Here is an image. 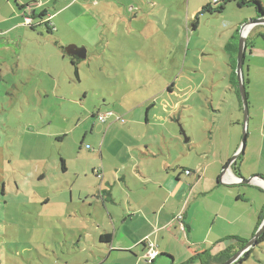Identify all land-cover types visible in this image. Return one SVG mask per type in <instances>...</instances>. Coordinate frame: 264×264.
Returning a JSON list of instances; mask_svg holds the SVG:
<instances>
[{"label": "rangeland", "instance_id": "374dc122", "mask_svg": "<svg viewBox=\"0 0 264 264\" xmlns=\"http://www.w3.org/2000/svg\"><path fill=\"white\" fill-rule=\"evenodd\" d=\"M37 1L51 14L59 6L66 7L63 15H56L52 21L55 30L60 28V37L55 30L51 35L59 41L68 37L80 41L77 47L86 50L87 59L79 63V81L69 67L60 98L45 97L43 104L27 107L17 104L10 109L11 99L0 86V264H92L88 258L90 251L98 250L99 245L98 241L96 246L93 244L97 239L98 223L94 220L97 214L95 208L88 214L89 204L85 212L80 208L101 182L94 170L103 167V163L111 166L115 154H125L126 148L136 146L138 141L150 140L159 153L160 145H156L154 136L146 134L148 128L157 133L164 127L175 126L178 136L173 138L168 133L164 144L166 159L172 167L203 169V174H208L204 178L222 175L241 150L243 102L239 78L235 80L231 66L237 68L240 50L238 56L233 53L231 57L230 49L226 48L230 44L240 47L243 34L248 35L246 29L252 28L247 30L252 35L246 37L248 48L243 53V84L247 94L251 92L252 98L262 100L264 64L258 53L264 50V23H252L259 19L255 7H239L237 2L226 4L223 13L204 12L197 23L196 15L208 5L215 8L214 0ZM259 1L264 8V0ZM39 31L48 34L46 27ZM165 42L169 43L167 49L163 48ZM60 43L67 45L65 41ZM28 46L32 52L31 43ZM42 47L55 48L50 39ZM153 56L164 64L161 74L154 72ZM251 63L255 67L248 73ZM176 78L180 89L176 87L173 100L166 99L164 107L158 104L151 108L148 117L151 123L145 124L144 102L154 89L170 85L169 79ZM249 79L252 83L248 92ZM251 107L245 151L233 167L239 183L252 179L246 186L264 179V158L263 165L258 161V151L264 144V102ZM3 109H10L8 115ZM130 110H134L133 115ZM109 111L120 122L113 125L111 118L106 123L99 120L101 114ZM155 115L164 118L161 127L152 122ZM133 118L134 125L123 126ZM28 123H34L30 128L32 134L24 132ZM7 141H11V146ZM239 142V148L233 152ZM219 156L229 157L223 168L214 161ZM63 161L66 171L62 168ZM208 165L212 166L205 172ZM216 186L217 179L212 183L206 181L198 189L203 191L201 194L193 191L187 194L182 209H187L185 205L190 199V220H195L199 241L207 236L214 240L219 235L236 240L238 230L232 225L215 226L208 234L215 213L223 206L224 210L239 212L245 218L250 212L256 214L260 207L245 202V198L240 200L238 194L242 190L250 199L251 191L260 195V190L238 186L215 189ZM91 203L97 201L93 199ZM180 216L177 215L175 224L179 229L181 226L182 236L186 225ZM104 221L107 223L109 216ZM243 239L252 240L246 234ZM188 243L184 241L173 248L175 257L165 254L166 249L160 252L156 245L159 257L153 264H181L194 257L192 252L201 255L187 264H199L208 247L197 241ZM253 248L254 253L245 264H264V244ZM115 262L120 264L112 259L108 264Z\"/></svg>", "mask_w": 264, "mask_h": 264}, {"label": "crops", "instance_id": "0c3cea01", "mask_svg": "<svg viewBox=\"0 0 264 264\" xmlns=\"http://www.w3.org/2000/svg\"><path fill=\"white\" fill-rule=\"evenodd\" d=\"M16 2L17 3H15L14 0H0V86L4 88L5 95L11 99L10 109L17 104L23 105L24 107L43 104V99L45 97L56 96L60 98L64 76L68 75L69 67H72V70L75 71V65H73L72 62L73 59H80L70 54V52L75 50L74 48H78L77 46H79L80 41H73L69 39V37L63 40L60 39L59 41L55 35L49 33L45 34L43 31L37 32V30L44 29V25L37 26L35 29L30 28L28 24L25 25L23 23L24 18L20 13L21 9L19 6L22 7L27 4H32L33 11H35L36 15L46 11V20L51 22V27H53L52 21L54 17L56 15L59 17L63 15L66 7L59 6L56 13L51 14L48 9L41 6L42 3H39L37 0H17ZM39 7H42V10L38 11ZM38 21H36L34 25H36ZM245 27H247V25ZM245 27H243V32L245 31ZM251 29L252 28H249V30ZM53 30H55L54 27ZM247 30L248 29L245 31V34H248L246 37L249 35L251 36L252 34H249V30ZM55 31H57V36H59L60 28L58 27ZM50 36L53 37L54 40ZM48 39L54 42L55 50H46L42 47V44L47 42ZM248 40L249 39H247V42ZM64 41L65 44H67L66 47L64 43H60ZM29 43H31L33 47L32 52L28 51ZM38 45H41L42 48H38ZM168 45L169 43L165 42L163 48L167 49ZM35 46L36 48L34 49ZM247 48L246 43L245 51ZM234 49V46L230 47V55L234 52ZM258 58L262 59L264 64V50L258 53ZM67 59L71 61V66L67 64ZM82 60L85 59H80V62H82ZM151 61L155 69L154 72L156 74H161L162 70H164V64L155 56L152 57ZM79 63L77 64L78 69L80 66ZM254 67L255 65L251 63L248 73H251ZM146 70L151 72L149 69ZM169 81L172 82V84H167L165 79L167 85L157 90L154 89L149 95V98L144 102L147 107L145 124L150 125L151 123L150 118L148 120L150 109H155L158 104L164 107L166 99L173 100L177 92L176 87L180 89V86H178L180 82L179 78L169 79ZM248 82L247 90L249 92L252 82L250 79ZM32 88L33 90L29 92ZM166 95L169 96L166 98ZM247 96L250 109L252 108L251 106L256 107L258 102H264V98L260 101L252 98L251 92L248 93ZM176 107L177 104H175L174 108ZM243 108V104L241 103V110L244 113ZM10 109H3V111L8 115ZM19 110L23 111L21 109ZM129 113L133 115L134 110H130ZM17 118H20L19 115ZM251 118L250 113V119ZM111 119L110 121L114 123L113 125L120 122L116 118ZM163 120L164 118L155 115L152 122L158 123V126L161 127V122ZM135 123L136 120L133 118L128 122H124L123 126L129 128V125H134ZM32 127H34V123L26 124V126H24V132L32 134L30 131ZM174 127L175 126L168 129L164 127V129L157 133L151 130V128H148L146 134H152L154 136L156 145H160L159 153L152 148L153 144L150 143V140L143 143L138 141L136 146L129 145V147L126 148L125 154H115V158L113 159L114 162L111 166H107L106 163H103V167L94 170V175L96 173V178L100 179L101 182L100 184H96L98 185L96 191L94 188V192L87 195L86 201L82 203L80 208L81 212H85L86 204H89V210L87 209L88 214L92 213L90 210L91 208H95L94 213L97 214L94 219L96 223H98V228L95 230V232H97V239L93 244L96 246V242L98 241L99 245L98 250H96L92 244L94 251H90L88 257L92 264H108L111 259L120 264H153L146 258L150 244H154L155 246L158 245L160 252L161 249H166L165 254H170L175 257L173 248L184 241L186 244H189L188 242L191 240L192 242L197 241V244L201 242L208 247L204 250L199 264H222L225 257L231 259L248 244L247 243L244 247L241 246V242L247 241L243 239L245 238V234L253 238L262 226L264 222V182L259 180L257 183L253 184V188H250L253 185L246 186L241 182L239 183V178L233 170V165L225 172L223 171L222 175H217L219 177L216 178H204V176H208V174L205 173L204 175L203 169L196 170L192 167H180V165L172 167L170 162L166 159V145L164 144L165 141H167L168 133L173 134V138L178 136L176 135ZM6 143L11 146V141H7ZM132 144H134V141ZM240 144L241 142L237 144L233 152L237 151ZM143 146L144 149L142 148ZM91 150L94 151V149ZM258 153L260 157L258 161L260 165H263L264 144L259 149ZM228 158L229 157H227V159ZM227 159L225 156H219L214 161L217 164L219 163L220 167L223 168L225 167L224 162ZM211 166L212 165H208L205 172H207ZM187 171H190L189 175H187ZM239 172L241 171L239 170ZM191 176L194 178H190ZM215 179H217L218 185L215 189H219L221 186L227 188H229L228 186H238L240 187L239 189L243 188L244 190L256 188L260 190L261 196L251 191L249 193L250 199H247L246 192H242V190H239L240 192L238 194L240 200L245 198V202H253L255 206H259V213L257 212L252 215L253 213L250 212L248 213V218H245V216L239 212L224 210L222 208L223 206H221L218 213H215L214 223L209 228L208 234L215 229V226L226 227L227 225H232L238 230L236 232L238 235H236V240H231L228 237H223L224 235H219V237L214 240H210L209 236H207L205 239L199 241L196 236L195 220L194 218L190 220V216H192L188 210L191 206L190 199L187 205H185L187 209H182V203L185 198H187V194L192 191L198 193L203 192L198 191V189L203 186L206 181L209 180V182L212 183ZM190 181L192 183H190ZM254 182H256V180ZM199 196V194L195 195L193 201L198 199ZM93 199L97 201L96 204L91 203ZM182 211L184 213L185 228L186 231L188 230V233L182 231L183 235L181 236V226L179 225V229L175 223L177 215ZM224 211L226 215H222ZM107 216H109V221L106 223L104 220ZM120 222H123V224ZM125 225H127L126 228H124ZM104 235L110 236V242H101V237ZM144 242H146V247ZM192 253L194 257H190L181 264H187V261L195 260L197 256L201 255V253ZM243 255L240 258H242ZM251 257L249 259H251ZM240 258L235 264L239 262ZM157 259H155L154 262H156ZM246 262H244V264ZM191 264L195 263L192 262Z\"/></svg>", "mask_w": 264, "mask_h": 264}, {"label": "trees", "instance_id": "16d2710c", "mask_svg": "<svg viewBox=\"0 0 264 264\" xmlns=\"http://www.w3.org/2000/svg\"><path fill=\"white\" fill-rule=\"evenodd\" d=\"M231 2H237V5L239 7H248V6L250 7L252 5V7H255L256 11L259 13V18H262V16H264V8L262 6V2L259 1V0H256V1H251V0H221V1H218L216 3L214 2L215 3V8H213L212 5H208L205 8H203L196 15L195 20L198 23L199 15L203 14L204 12H207V13H210V14H212L214 12L215 13H223V11L225 10V5L228 4V3H231ZM15 3H17V2L15 1ZM19 7L21 9L20 13L23 15V18H24L23 23L25 25H26V23H25L26 18H29V19H31V23L28 24L30 28L35 29L37 26H41V25L43 26L44 25L45 27H47V30H48L49 34H53L54 33L53 27L50 26L51 22L46 20V18H47V12L46 11H43L39 15H36L35 11H33V5L32 4H27L25 6H22V7L19 6ZM38 20H40V21H38ZM36 21H38V23L36 25H34ZM197 23L196 22L194 23V25H193L194 29L197 28V25H198ZM230 46H234L235 47V49L233 50L234 51L233 53H234V56H236V55L238 56V52H237L239 50L238 45L237 44L236 45H233V44L231 45L230 44V45L227 46L226 51L227 50L229 51ZM233 53H231V57L233 56ZM72 62H73V65H75L74 74H75L77 80L79 81V69H78V65L77 64L80 62V59L74 58ZM231 66H232V69H233L232 74L234 75V77H236L235 78V80H236V79H238V75L236 73V69H237L236 65H231ZM236 84L238 85V81L236 82ZM109 112H112L113 114H115L113 111H109ZM239 159H240V156H239ZM236 163L237 162H235L233 166H236ZM62 168H63V171H66V164H65L64 161H63V164H62ZM183 221H184V218H183ZM183 231L186 232V228ZM101 242H110V236L109 235L102 236L101 237ZM247 243L248 242H241V246L244 247ZM263 243H264V233L261 236V238L259 239L258 244H256V245L257 246L258 245H263ZM144 245L146 247V242H144ZM253 252H254V248L252 247L251 249H249L248 251H246L244 253L243 257L240 258V260H239V262L237 264H242V263L246 262L251 257ZM158 257H159V255L155 259H157ZM155 259L154 260H149V261H151V263H154ZM229 259H230L229 257H225L224 261L222 262V264L225 263Z\"/></svg>", "mask_w": 264, "mask_h": 264}, {"label": "water", "instance_id": "95a60500", "mask_svg": "<svg viewBox=\"0 0 264 264\" xmlns=\"http://www.w3.org/2000/svg\"><path fill=\"white\" fill-rule=\"evenodd\" d=\"M17 1V0H14ZM252 23L256 24H263L264 23V16H262V18H259L256 21H253ZM244 33V32H243ZM245 41H246V36H244L241 38V44L239 47V56H238V63H237V69H236V73L238 75L239 78V83H240V92H241V97H242V102H243V107H244V132H243V139H242V147L241 150L238 152V154L234 157V159H232L226 166V168L224 169V172L229 169L231 167V165L233 164V162L235 163L236 159L239 157V155L244 153L245 147H246V142H247V128H248V122H249V104H248V96L246 93V88L243 84V53L245 52ZM75 50H73L72 52H70V54H72L75 57H78L80 59H86L87 55H86V50L85 49H80V48H74ZM186 141H188V139H186ZM261 181L264 182V179H260ZM252 182V179H248V180H244L242 182V184H250ZM264 233V222L262 224V226L260 227V229L258 230V232L254 235V237L252 238V240L250 242H248V244L242 249L240 250L234 257H232L230 260H228L225 264H235V262L249 249H251L252 247L256 246V244H258L259 239L261 238V236Z\"/></svg>", "mask_w": 264, "mask_h": 264}, {"label": "built area", "instance_id": "2783aa9c", "mask_svg": "<svg viewBox=\"0 0 264 264\" xmlns=\"http://www.w3.org/2000/svg\"><path fill=\"white\" fill-rule=\"evenodd\" d=\"M218 1H221V0H214L215 3L218 2ZM25 23H26V24H30V23H31V19L26 18ZM115 117H116V115L113 114L112 112H107V113H105V114H101V115L99 116V120H100L102 123H105V122H107L110 118H115ZM116 119H117V120H120L119 117H116ZM187 174L189 175L190 172L187 171ZM179 215H181V216L179 217V219L183 221L184 213L182 212V213H180ZM158 255H159V253H158V251H157V249H156V246H155L154 244H150V245H149V251L147 252L146 257H147L149 260H154Z\"/></svg>", "mask_w": 264, "mask_h": 264}]
</instances>
